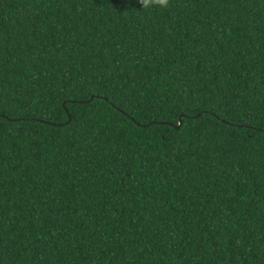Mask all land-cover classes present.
Segmentation results:
<instances>
[{
    "label": "trees",
    "instance_id": "1",
    "mask_svg": "<svg viewBox=\"0 0 264 264\" xmlns=\"http://www.w3.org/2000/svg\"><path fill=\"white\" fill-rule=\"evenodd\" d=\"M0 264H264V0H0Z\"/></svg>",
    "mask_w": 264,
    "mask_h": 264
},
{
    "label": "clouds",
    "instance_id": "2",
    "mask_svg": "<svg viewBox=\"0 0 264 264\" xmlns=\"http://www.w3.org/2000/svg\"><path fill=\"white\" fill-rule=\"evenodd\" d=\"M143 8L150 10L152 8L167 9L169 7V0H140Z\"/></svg>",
    "mask_w": 264,
    "mask_h": 264
},
{
    "label": "water",
    "instance_id": "3",
    "mask_svg": "<svg viewBox=\"0 0 264 264\" xmlns=\"http://www.w3.org/2000/svg\"><path fill=\"white\" fill-rule=\"evenodd\" d=\"M92 99V98H91ZM181 125V122H180V124L177 126V127H179Z\"/></svg>",
    "mask_w": 264,
    "mask_h": 264
}]
</instances>
